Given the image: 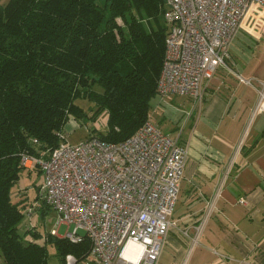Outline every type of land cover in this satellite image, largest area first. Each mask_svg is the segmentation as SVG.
<instances>
[{"label":"trees","instance_id":"1","mask_svg":"<svg viewBox=\"0 0 264 264\" xmlns=\"http://www.w3.org/2000/svg\"><path fill=\"white\" fill-rule=\"evenodd\" d=\"M164 14V0L0 3V264H47V244L58 264L67 255L88 257L86 238L73 244L49 232L39 244L37 233L19 232L29 209L23 197L18 203L11 198L24 169L20 157L57 147L68 120L87 117L76 104L80 99L93 105L91 119L107 113L106 131L89 135L112 143L133 135L157 96ZM39 209L43 217L50 210ZM27 234L34 239L25 241Z\"/></svg>","mask_w":264,"mask_h":264},{"label":"built area","instance_id":"2","mask_svg":"<svg viewBox=\"0 0 264 264\" xmlns=\"http://www.w3.org/2000/svg\"><path fill=\"white\" fill-rule=\"evenodd\" d=\"M164 2L167 29L156 94L186 97L193 110H199L206 84L229 59L230 45L243 21L252 8L264 10V0ZM258 95L259 112L264 109V83ZM57 137L58 146L48 153L20 157L24 168L35 165L41 173L39 204L26 216L41 204L54 211L55 228H67L63 236L55 228L50 234L73 244L86 238L90 243L86 260L93 264H157L172 226L186 147L149 119L118 143L89 135L70 145L63 131ZM129 244L140 249L136 262L124 256ZM81 262L73 255L65 259V264Z\"/></svg>","mask_w":264,"mask_h":264},{"label":"crops","instance_id":"3","mask_svg":"<svg viewBox=\"0 0 264 264\" xmlns=\"http://www.w3.org/2000/svg\"><path fill=\"white\" fill-rule=\"evenodd\" d=\"M229 54L207 82L199 110L186 97L150 102L162 113L149 120L187 149L157 264H264V109L256 111L264 83L262 8L250 10ZM165 97L176 104L167 106Z\"/></svg>","mask_w":264,"mask_h":264},{"label":"rangeland","instance_id":"4","mask_svg":"<svg viewBox=\"0 0 264 264\" xmlns=\"http://www.w3.org/2000/svg\"><path fill=\"white\" fill-rule=\"evenodd\" d=\"M6 0H0V3H3ZM257 8V7H254ZM264 11V10H263ZM169 97H165L161 102L165 103L167 106L175 105L176 103H171ZM176 101V100H175ZM177 102V101H176ZM77 106H79L85 115L86 118L76 119L71 117L68 122L65 124L63 128V134L65 136V142L70 145H77L81 141L85 140L90 133L99 134L104 133L106 131V120L107 113L102 112L94 119H91L90 108L93 106L88 100L80 99L76 101ZM150 108L149 110V119L154 121L159 118V115L162 113V108ZM161 119V118H160ZM160 125L165 131L169 130L170 126L163 121L160 120ZM164 131V130H163ZM41 185V174H38V171L35 169V165L30 168H24L21 172L20 179L18 182L11 188V198L14 202H19L22 197L25 202L27 201L29 206L28 208H32L30 205L33 203L39 204L38 198V189ZM35 204V205H36ZM56 222V214L52 210H48L45 216L43 217L39 210L32 211L29 216H25L21 223L18 225L19 232L22 234L25 231H33L37 233L38 237L33 238L32 235L27 234L25 236V241H31L32 239L36 240L39 244L44 243V237L47 233L51 231V229L55 228ZM66 226H58L57 233L59 236H63L66 232ZM72 228L70 227V230ZM80 233H83L80 231ZM47 252H48V262L47 264H58L57 257L55 255L54 247L47 244ZM0 257V261H1ZM89 259L83 260L79 264H88Z\"/></svg>","mask_w":264,"mask_h":264},{"label":"bare ground","instance_id":"5","mask_svg":"<svg viewBox=\"0 0 264 264\" xmlns=\"http://www.w3.org/2000/svg\"><path fill=\"white\" fill-rule=\"evenodd\" d=\"M140 249L138 246L129 244L125 250L124 256L129 258L131 261L136 262L139 256Z\"/></svg>","mask_w":264,"mask_h":264}]
</instances>
